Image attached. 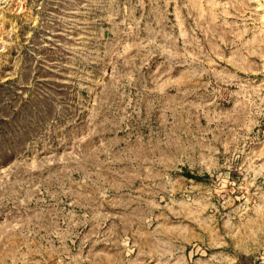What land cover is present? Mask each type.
I'll list each match as a JSON object with an SVG mask.
<instances>
[{
    "label": "rangeland",
    "instance_id": "1",
    "mask_svg": "<svg viewBox=\"0 0 264 264\" xmlns=\"http://www.w3.org/2000/svg\"><path fill=\"white\" fill-rule=\"evenodd\" d=\"M264 0H0V264H261Z\"/></svg>",
    "mask_w": 264,
    "mask_h": 264
},
{
    "label": "built area",
    "instance_id": "2",
    "mask_svg": "<svg viewBox=\"0 0 264 264\" xmlns=\"http://www.w3.org/2000/svg\"><path fill=\"white\" fill-rule=\"evenodd\" d=\"M259 262L261 264H264V254L263 255H260Z\"/></svg>",
    "mask_w": 264,
    "mask_h": 264
}]
</instances>
